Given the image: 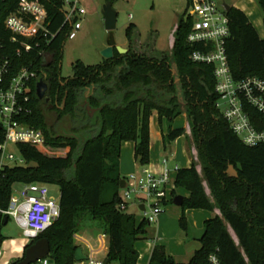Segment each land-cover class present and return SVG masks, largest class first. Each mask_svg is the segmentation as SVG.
<instances>
[{
  "label": "trees",
  "instance_id": "16d2710c",
  "mask_svg": "<svg viewBox=\"0 0 264 264\" xmlns=\"http://www.w3.org/2000/svg\"><path fill=\"white\" fill-rule=\"evenodd\" d=\"M20 1L6 0L4 13L14 10ZM36 1L48 11V28L55 36L45 50L54 60L47 66L36 48L18 58L16 70L31 65L37 73L32 110L25 121L44 131L47 146H20L29 164L38 166L5 170L0 179V208L8 207L15 182L56 184L60 187V217L34 240H49L51 264L75 263L78 246L74 235L88 218L99 222L109 236V263L137 264L140 253L136 244L147 236L150 222L138 221L135 214L118 207L121 181L126 179L121 174L122 145L133 141L136 160L148 165L152 115L157 113L160 122L166 119L171 123L186 112L200 163L193 161L190 167L177 169L176 187L190 193L181 206L180 226L188 229V209L217 208L220 214L205 221L207 233L189 262H178L165 245L156 244L149 264H210L213 253L222 264H264V144L243 143L216 107L213 66L191 59V53L199 48L187 39L191 11L181 15L170 53L155 55L150 46L138 50L130 45L128 52L121 54L115 47L112 58L95 65L78 60L74 74L64 77L63 51L71 30L70 24L64 25L65 0ZM187 2L191 8L193 0ZM256 2L264 20V0ZM228 15L231 34L227 54L233 77L264 79V38L242 9L231 6ZM134 28L131 24L127 29L130 41ZM114 43L110 38L109 44ZM40 78L48 84L44 99L37 96ZM248 110L254 125L264 129V115L254 108ZM184 134V127L170 126L165 145ZM5 217L0 212V254L7 239Z\"/></svg>",
  "mask_w": 264,
  "mask_h": 264
},
{
  "label": "built area",
  "instance_id": "2783aa9c",
  "mask_svg": "<svg viewBox=\"0 0 264 264\" xmlns=\"http://www.w3.org/2000/svg\"><path fill=\"white\" fill-rule=\"evenodd\" d=\"M5 3L6 0H0V179L9 167L29 166L20 150L21 145L46 149L44 131L25 121L32 110V85L37 73L31 65L16 68L18 58L36 48H40V54L46 58L45 47L55 36L48 28V11L43 3L21 0L6 14ZM65 6L64 25L70 24L69 38H75L82 29V18L87 12L81 0H65ZM191 14L193 21L187 39L191 45L199 47L191 53V59L213 66L218 95L216 107L243 143L248 146L264 144V129L254 125L248 110L254 108L264 115V79L247 76L236 80L233 77L227 54L231 30L225 4L216 0H193ZM11 145L17 148L18 154L11 151ZM170 183L167 168L157 172L144 166L141 172H134L126 178V186L120 189L118 207L127 211L132 194L137 193L140 205L145 206L143 219L156 222L165 211L166 203L173 198ZM0 212L13 217L22 228V254L26 244L32 243L60 217V197L51 193L48 183H27L19 193L12 192L8 207L0 208ZM98 236L97 246L91 239L82 237L80 232L74 235L76 245L82 247L85 255L74 264H109V236L104 231ZM39 262L51 264L48 257ZM209 262L222 264L217 253L210 255Z\"/></svg>",
  "mask_w": 264,
  "mask_h": 264
},
{
  "label": "rangeland",
  "instance_id": "374dc122",
  "mask_svg": "<svg viewBox=\"0 0 264 264\" xmlns=\"http://www.w3.org/2000/svg\"><path fill=\"white\" fill-rule=\"evenodd\" d=\"M216 1L221 4L224 3V0ZM225 1L230 6L235 2L240 4L239 0ZM106 2V0H81V5L86 9L87 13L82 18V29L79 31L77 37L66 40L62 61V75L64 77H69L74 74L73 66L78 60H82L87 65L102 63L105 59L103 50L109 46L108 42L110 38H113L114 42L125 48L132 45L135 49L145 50L143 45H148L147 49H149V46L153 48L155 55L162 52L169 53L171 51L174 26L179 22L181 15L186 10L187 13L191 11V8L188 7L187 0H113V7L118 12V20L115 29L107 30L103 16V7ZM257 16L261 17V14ZM131 24H134L135 28L130 41L127 36V29ZM258 28L260 34L264 37V27L260 25ZM50 118H53V114L50 115ZM188 128L191 130L189 125ZM187 145L190 154H193V152L195 154L192 156L196 157L198 155V163H200L194 141L192 139L188 140ZM10 149L18 154L17 148L14 145H11ZM169 165L174 167L175 162L170 160ZM26 185L27 183L23 181L15 182L13 192L19 193ZM49 187L51 193L56 198H59L60 187L56 184H49ZM139 204L140 199L138 194L133 193L127 212L142 216L143 211L140 209ZM181 210V207L174 203L166 206V210L163 213L172 221L169 226L170 229L183 230L178 225L177 220ZM156 227V223H150L149 233H154ZM189 231L191 234L193 228L190 227ZM3 232L7 239L1 249L0 264H9L22 257L21 252L18 253L14 249L18 245H21L24 240L23 230L16 220L11 217L8 224L4 227ZM102 232L103 230L99 222L88 218L85 220L80 234L82 237L86 236V239H91L98 246L99 236L97 233ZM92 233H96L97 235L92 236ZM33 264L41 263L36 262ZM109 264L118 263L111 262Z\"/></svg>",
  "mask_w": 264,
  "mask_h": 264
},
{
  "label": "crops",
  "instance_id": "0c3cea01",
  "mask_svg": "<svg viewBox=\"0 0 264 264\" xmlns=\"http://www.w3.org/2000/svg\"><path fill=\"white\" fill-rule=\"evenodd\" d=\"M239 1L240 4L235 2L231 6H235L239 9H242L248 15V17L250 18V20L252 21V23L255 25L256 29L259 32L258 26L262 25L264 27V20H263L262 12L256 0H239ZM223 2L224 4H227L225 0ZM259 14H261V17L257 16ZM177 27H178V22L173 28L171 51L174 46V42H175L174 34L175 31L177 30ZM260 36L264 38L261 34ZM108 45H110L109 42ZM113 46H119V44L115 42ZM143 46L147 47L148 45L146 46L143 45ZM188 125L191 128L190 120L186 112L179 115L171 123L170 122L168 123L166 119H163L162 122H160V118L157 113L152 115L150 120L151 159H150V163L146 166L150 167L151 169L157 172H160L165 168H167L170 171V178L172 183V184L170 183L171 184L170 186L172 187V196H173L172 200L176 195H183L184 197H188L190 195V193L185 189L176 187L175 180L177 176V169L180 167H190L193 161H196L198 163V155L196 157L192 156L195 155L194 152L193 154H190L188 149V145H187L188 140L192 139L193 141L192 132L191 130H189ZM170 126H172L173 128L184 127L186 129V134L178 137L172 143H168L165 145L164 136L167 134ZM170 160H173L175 162L174 167L169 165ZM143 167L144 166L140 165L135 158V143L133 141L124 142L122 145V153H121L122 176L127 178L130 174L134 172L139 173L141 172ZM197 167L199 172L201 170L200 173H202L201 165L198 164ZM204 184L208 195H210L211 197L210 189L209 187H207L208 185L206 184V182ZM172 200L168 201L166 203V206L169 205L170 203H173ZM139 207H141L140 204ZM128 208H129V204H128ZM182 212L183 211L181 210L177 219L179 226H180V218L182 216ZM218 213H220V210L217 208L214 211H208L204 209H188L186 211V216L188 219L187 230H181L175 228L170 229L169 226L172 221L164 213H161L158 216L157 221L153 222L157 224L155 232L149 233V227H148L147 236L141 239L140 241H138V243L136 244V247L140 253L137 264H149L152 251L156 244L165 245L167 247L168 253L174 256L178 262H182V263L189 262L193 257L194 253L196 252V250H198L202 245L200 241L194 240L193 231L195 229L204 228L205 221L207 219L214 217ZM136 217L138 221H141L143 219V215L142 216L136 215ZM190 227L193 228L191 234L189 231ZM95 234L92 233L91 235L95 236ZM21 246L22 244L18 245L14 250L20 253Z\"/></svg>",
  "mask_w": 264,
  "mask_h": 264
},
{
  "label": "water",
  "instance_id": "95a60500",
  "mask_svg": "<svg viewBox=\"0 0 264 264\" xmlns=\"http://www.w3.org/2000/svg\"><path fill=\"white\" fill-rule=\"evenodd\" d=\"M227 10L230 9L229 4H225ZM103 16H104V21H105V26L107 30H113L116 28L117 25V20H118V12L114 9L113 3L111 1H107L103 7ZM115 47L121 54H125L128 52V49L122 46H113L109 45L103 50V55L106 59H110L114 56L115 53ZM54 60V55L53 54H47L46 56V65L49 66ZM48 90V84L45 81L44 78H40L38 83H37V96L40 99H43ZM88 109L90 110V106H88ZM95 111V110H93ZM38 166L36 162H31L29 164L30 168H34ZM126 186V179H123L121 181V188H124ZM185 197L183 195H176L173 199V203L182 206L184 202ZM141 210L145 209L144 205H141L140 207ZM9 217H5V224L8 223ZM207 233L206 228H200V229H195L193 231V238L194 240L197 241H202ZM51 253V246L50 242L47 238H39L38 240L26 244L24 246V251L22 253V257L20 261L17 264H33L36 262H39L40 260L47 258ZM85 258V255L83 253L82 247H78L75 252V260H82Z\"/></svg>",
  "mask_w": 264,
  "mask_h": 264
},
{
  "label": "flooded vegetation",
  "instance_id": "af4514ba",
  "mask_svg": "<svg viewBox=\"0 0 264 264\" xmlns=\"http://www.w3.org/2000/svg\"><path fill=\"white\" fill-rule=\"evenodd\" d=\"M44 98H46V96H45ZM44 98H43V99H44ZM47 100H48V99H47Z\"/></svg>",
  "mask_w": 264,
  "mask_h": 264
}]
</instances>
